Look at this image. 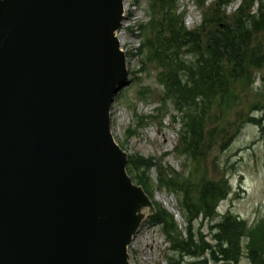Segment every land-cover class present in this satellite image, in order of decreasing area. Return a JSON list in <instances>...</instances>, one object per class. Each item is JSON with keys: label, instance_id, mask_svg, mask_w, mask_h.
Masks as SVG:
<instances>
[{"label": "water", "instance_id": "1", "mask_svg": "<svg viewBox=\"0 0 264 264\" xmlns=\"http://www.w3.org/2000/svg\"><path fill=\"white\" fill-rule=\"evenodd\" d=\"M125 0H0V264H130L155 206L111 129Z\"/></svg>", "mask_w": 264, "mask_h": 264}, {"label": "rangeland", "instance_id": "2", "mask_svg": "<svg viewBox=\"0 0 264 264\" xmlns=\"http://www.w3.org/2000/svg\"><path fill=\"white\" fill-rule=\"evenodd\" d=\"M179 0V13L184 14L189 29L199 27L211 7H218L226 15H233L243 0H232L219 8L218 0ZM264 4V0H260ZM260 1L253 6L259 7ZM127 19L124 21L132 42L127 49L129 78L126 86L115 95L111 107V129L116 141L130 157L134 154L156 159L157 166L146 174L154 183L160 171L174 170L181 173L190 185L201 180L222 181L228 184L229 194L222 200L216 215L209 219L202 216L194 224V234L201 233L211 245L216 242L212 235L214 225L227 215H234L247 222L249 227L264 219V36L255 34L253 46L260 49L257 64L246 66V74L237 76L232 83L230 95L220 106H215L207 117L210 132L215 140L211 149L199 151V158L181 154V125L174 122L177 115L172 105L166 104L163 86L157 80V69L148 62L141 48L146 40L142 27L150 21L149 0H125ZM217 4V5H216ZM224 7V8H223ZM127 33H125V36ZM257 35V36H256ZM251 46V49L253 48ZM246 56L240 53L241 61ZM245 77V78H243ZM129 164V163H128ZM154 201L163 205L175 218L179 229L186 235L187 222L181 215L178 198L166 189L153 191ZM173 207L176 211L172 212ZM152 212L147 209L138 232L129 246L130 264H169V257H175L179 264H191V257L180 256L170 251V243L160 225L149 220ZM248 238L244 240V253L240 264H251L247 256ZM209 255V252L208 254ZM209 264H215L210 260Z\"/></svg>", "mask_w": 264, "mask_h": 264}, {"label": "trees", "instance_id": "3", "mask_svg": "<svg viewBox=\"0 0 264 264\" xmlns=\"http://www.w3.org/2000/svg\"><path fill=\"white\" fill-rule=\"evenodd\" d=\"M258 1L243 0L238 10L229 16L224 10L218 15V7H211L202 24L189 29L184 14L178 12L179 0H149L150 21L142 26L146 40L140 51L148 62L155 63L166 104L177 112L173 119L181 125L179 150L186 157H203L206 151L203 156L199 151H203L204 144H208L204 150L212 148L214 143L210 140L215 138L206 121L209 113L229 97L237 76L247 73L244 67H259L260 49L253 46V41L255 34L264 36V4L260 1L254 10ZM231 2L218 0L217 4L220 8ZM197 4L203 7L205 2L198 0ZM242 52L249 55L244 62L240 57ZM157 165L152 157L134 154L129 157L128 172L152 199L156 189H166L178 198L181 215L188 224L186 235L160 203L154 201L156 210L149 216L151 223L161 226L170 251L193 258L191 264H209L210 260L215 264H240L244 240L248 238L245 248L251 264H264V219L249 227L239 217L227 215L212 227L216 230L212 235L214 245L201 233L198 239L197 233L194 234L196 221L201 216L202 219L215 216L219 203L227 198L226 181L204 178L197 185H190L181 173L164 169L154 183L146 174ZM169 260V264H179L176 257Z\"/></svg>", "mask_w": 264, "mask_h": 264}, {"label": "bare ground", "instance_id": "4", "mask_svg": "<svg viewBox=\"0 0 264 264\" xmlns=\"http://www.w3.org/2000/svg\"><path fill=\"white\" fill-rule=\"evenodd\" d=\"M147 209H148V207L143 208V209H142V213L145 214V212H147ZM170 210H171L172 212H175V211H176L173 207H171Z\"/></svg>", "mask_w": 264, "mask_h": 264}, {"label": "built area", "instance_id": "5", "mask_svg": "<svg viewBox=\"0 0 264 264\" xmlns=\"http://www.w3.org/2000/svg\"><path fill=\"white\" fill-rule=\"evenodd\" d=\"M125 33H126L125 30H122V31L120 32V34L122 35L123 38H125Z\"/></svg>", "mask_w": 264, "mask_h": 264}]
</instances>
